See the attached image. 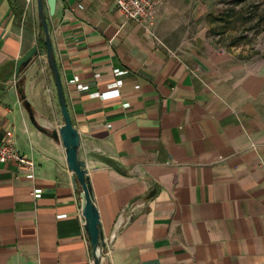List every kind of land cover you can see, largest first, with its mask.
<instances>
[{
  "label": "crops",
  "instance_id": "obj_1",
  "mask_svg": "<svg viewBox=\"0 0 264 264\" xmlns=\"http://www.w3.org/2000/svg\"><path fill=\"white\" fill-rule=\"evenodd\" d=\"M194 12L160 5L145 26L112 0H57L49 19L102 264H264V57L228 49ZM41 35L36 0H0V141L12 132L35 162L34 179L0 163V264H94L62 142L18 89L39 127L64 124ZM117 80V98L99 97Z\"/></svg>",
  "mask_w": 264,
  "mask_h": 264
},
{
  "label": "water",
  "instance_id": "obj_2",
  "mask_svg": "<svg viewBox=\"0 0 264 264\" xmlns=\"http://www.w3.org/2000/svg\"><path fill=\"white\" fill-rule=\"evenodd\" d=\"M56 5L57 0H36L37 12L42 28L43 42L46 50V61L52 72V76L56 85L57 96L64 124L61 125L58 130H54L52 132L46 131L39 127L37 125L31 105L24 94V89L22 87H19L18 89L33 125H35L39 131L50 135L56 141L62 142L66 153L68 167L74 174V179L80 185L82 195L84 197L85 229L92 245L94 264H102L103 250L106 247V242L102 230L100 214L95 204L90 178L86 169V163L80 158V135L78 130L75 129L69 114L52 43L49 19L55 15ZM38 51V47H33L18 61L16 65V76H19L22 68L38 55ZM134 204L135 202H132L127 211Z\"/></svg>",
  "mask_w": 264,
  "mask_h": 264
},
{
  "label": "rangeland",
  "instance_id": "obj_3",
  "mask_svg": "<svg viewBox=\"0 0 264 264\" xmlns=\"http://www.w3.org/2000/svg\"><path fill=\"white\" fill-rule=\"evenodd\" d=\"M168 9L195 11L196 25H208L214 38L233 52L264 57V0H160ZM187 19L190 12L186 15ZM190 16V17H189ZM190 22V23H192Z\"/></svg>",
  "mask_w": 264,
  "mask_h": 264
},
{
  "label": "built area",
  "instance_id": "obj_4",
  "mask_svg": "<svg viewBox=\"0 0 264 264\" xmlns=\"http://www.w3.org/2000/svg\"><path fill=\"white\" fill-rule=\"evenodd\" d=\"M118 9V12L127 20H133L145 26L155 23L156 9L161 5L160 0H112ZM26 6L30 7L35 4V0H25ZM124 74L123 71H115V76ZM12 88L18 87L19 80L15 77L11 83ZM122 81H115L109 90L99 94L101 98H117L120 95ZM10 162L17 163L27 169L28 177L34 179L35 162L24 155H20L13 143V133L8 132L6 138L0 141V163L7 164ZM35 196H39V191H36Z\"/></svg>",
  "mask_w": 264,
  "mask_h": 264
},
{
  "label": "trees",
  "instance_id": "obj_5",
  "mask_svg": "<svg viewBox=\"0 0 264 264\" xmlns=\"http://www.w3.org/2000/svg\"><path fill=\"white\" fill-rule=\"evenodd\" d=\"M40 45L42 47H45L44 42H43V35L40 36ZM18 86H20V85H18Z\"/></svg>",
  "mask_w": 264,
  "mask_h": 264
}]
</instances>
